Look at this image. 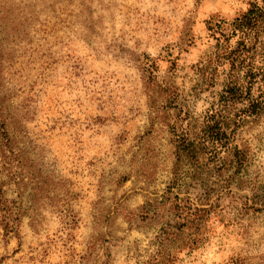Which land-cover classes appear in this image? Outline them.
Returning a JSON list of instances; mask_svg holds the SVG:
<instances>
[{
	"label": "rangeland",
	"instance_id": "rangeland-1",
	"mask_svg": "<svg viewBox=\"0 0 264 264\" xmlns=\"http://www.w3.org/2000/svg\"><path fill=\"white\" fill-rule=\"evenodd\" d=\"M254 1L0 0V264H264ZM218 110L237 158L205 154Z\"/></svg>",
	"mask_w": 264,
	"mask_h": 264
},
{
	"label": "trees",
	"instance_id": "trees-1",
	"mask_svg": "<svg viewBox=\"0 0 264 264\" xmlns=\"http://www.w3.org/2000/svg\"><path fill=\"white\" fill-rule=\"evenodd\" d=\"M262 4L258 1H254L250 4L248 9L240 16L236 17L230 23V33L233 36H238L236 48L230 50L234 53L232 58V67L237 66L244 70L250 81L249 86L259 83L257 91L260 90L258 98H263L264 92L259 89L263 86V79H258L259 69L264 60V0H261ZM227 40L226 33H221ZM230 54V53H229ZM237 68V69H238ZM258 79V80H257ZM239 91L238 96L241 97L246 93L243 85L235 86ZM251 101L257 102L258 105L263 102L262 100L250 98ZM227 100V99H226ZM221 111H225L222 109ZM221 111H216L210 114V119L206 122L204 134L202 136V142L205 145L204 149L206 156L209 159L219 157L220 151H228L233 154L234 157L239 156L238 148L232 143V129H230L231 122L228 119V115L221 114ZM225 113V112H223ZM218 116V117H217ZM182 143L179 144V154L188 155L191 157H197L196 149L198 146L194 145L190 139L185 136L180 137ZM199 209L198 211H200ZM196 212H190V216H195Z\"/></svg>",
	"mask_w": 264,
	"mask_h": 264
}]
</instances>
